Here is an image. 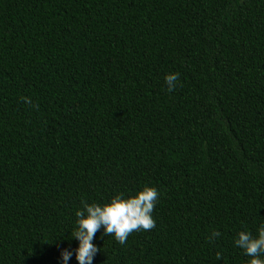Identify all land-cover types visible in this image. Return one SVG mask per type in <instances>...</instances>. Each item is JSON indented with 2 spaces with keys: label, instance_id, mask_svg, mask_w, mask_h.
<instances>
[{
  "label": "trees",
  "instance_id": "1",
  "mask_svg": "<svg viewBox=\"0 0 264 264\" xmlns=\"http://www.w3.org/2000/svg\"><path fill=\"white\" fill-rule=\"evenodd\" d=\"M144 185L155 226L124 244L99 230L93 264H247L264 0H0V264H59L81 201Z\"/></svg>",
  "mask_w": 264,
  "mask_h": 264
},
{
  "label": "clouds",
  "instance_id": "2",
  "mask_svg": "<svg viewBox=\"0 0 264 264\" xmlns=\"http://www.w3.org/2000/svg\"><path fill=\"white\" fill-rule=\"evenodd\" d=\"M166 89L172 92L178 81L177 73H167L163 77ZM159 198L155 187L144 185L133 194L117 192L102 203L81 201V207L74 212L71 234L68 238L77 241L76 247L62 249L59 264H68L74 257L76 264H93L100 249L93 243L95 234L111 236L117 243L124 244L130 233L137 230H149L155 226L152 211ZM218 231H212L209 241L218 237ZM233 243L242 254L248 257L247 264H264V222H260L253 235L248 230L238 231Z\"/></svg>",
  "mask_w": 264,
  "mask_h": 264
}]
</instances>
